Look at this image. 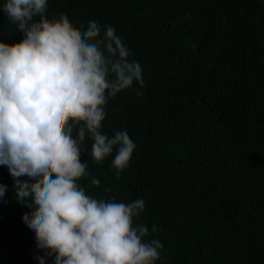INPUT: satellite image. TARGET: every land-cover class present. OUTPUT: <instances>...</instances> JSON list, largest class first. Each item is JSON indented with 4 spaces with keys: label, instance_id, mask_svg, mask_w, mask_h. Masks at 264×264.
I'll list each match as a JSON object with an SVG mask.
<instances>
[{
    "label": "trees",
    "instance_id": "1",
    "mask_svg": "<svg viewBox=\"0 0 264 264\" xmlns=\"http://www.w3.org/2000/svg\"><path fill=\"white\" fill-rule=\"evenodd\" d=\"M46 16L77 34L113 26L145 69L105 107L102 130L137 145L129 166L117 179L114 154L95 164L86 137L87 194L145 200L134 222L161 241L156 264H264V0H49ZM20 39L0 11V40ZM0 184V264H38L6 166Z\"/></svg>",
    "mask_w": 264,
    "mask_h": 264
},
{
    "label": "clouds",
    "instance_id": "2",
    "mask_svg": "<svg viewBox=\"0 0 264 264\" xmlns=\"http://www.w3.org/2000/svg\"><path fill=\"white\" fill-rule=\"evenodd\" d=\"M49 0H2L0 11L22 33L0 40V166H6L24 228L44 255L38 264H156L163 245L137 220L146 202L87 194L81 160L86 137L97 165L109 156L118 179L136 143L127 130L103 129L110 99L143 86V68L110 25L96 20L77 34L66 18L46 16ZM137 95L142 93L137 92ZM91 185L100 181L92 177ZM7 186L0 184V200ZM106 188L105 192H111ZM155 226L151 232L156 233Z\"/></svg>",
    "mask_w": 264,
    "mask_h": 264
},
{
    "label": "bare ground",
    "instance_id": "3",
    "mask_svg": "<svg viewBox=\"0 0 264 264\" xmlns=\"http://www.w3.org/2000/svg\"><path fill=\"white\" fill-rule=\"evenodd\" d=\"M123 24V23H122ZM124 25V24H123ZM130 25V24H129ZM128 25V26H129ZM126 26V25H125ZM131 26V25H130ZM130 29V28H129ZM135 29V28H134ZM131 31V30H130ZM129 31V32H130ZM132 32V31H131ZM129 34V33H128ZM127 35V34H126ZM131 36V35H130ZM126 37V36H125ZM137 52V51H136ZM149 68V67H148ZM221 70V69H220ZM143 71H145V69L143 70ZM144 74H146V72L144 73ZM152 76V75H151ZM149 79H150V77H149ZM211 87V86H210ZM19 224V223H18ZM20 225V224H19ZM17 226V225H16ZM22 229V228H21ZM25 229V228H24ZM13 230V229H12ZM18 230V229H17ZM24 234H26V233H24ZM25 236V235H24ZM31 236V235H30ZM24 239V238H23ZM31 239V238H30ZM8 243V242H7ZM3 244V243H2ZM32 246V245H31ZM34 246V245H33ZM32 246V247H33ZM18 247H19V245H18ZM30 247V246H29ZM20 248H23V247H20ZM21 250V249H20ZM25 249H23V251H24ZM19 251V250H18ZM13 252V251H12ZM27 252V251H26ZM33 252V251H32ZM35 252H37V251H35ZM6 253V252H5ZM25 253V252H24ZM13 254V253H12ZM20 254V253H19ZM3 255V254H2ZM20 257V256H19ZM23 259V258H22ZM28 259V258H27ZM32 259V258H31ZM16 261V260H15ZM25 262V261H24ZM17 263V262H16Z\"/></svg>",
    "mask_w": 264,
    "mask_h": 264
}]
</instances>
